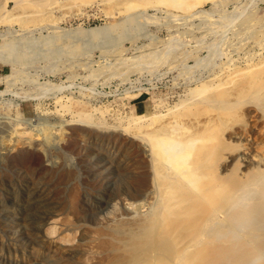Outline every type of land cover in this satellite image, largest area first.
<instances>
[{"label": "rangeland", "instance_id": "obj_1", "mask_svg": "<svg viewBox=\"0 0 264 264\" xmlns=\"http://www.w3.org/2000/svg\"><path fill=\"white\" fill-rule=\"evenodd\" d=\"M125 1L0 0V264H107L117 252L100 231L139 235L121 222L152 201L137 123L264 59V0H200L185 14ZM234 113L220 169L246 176L264 167L262 98ZM242 233L263 237L264 224Z\"/></svg>", "mask_w": 264, "mask_h": 264}, {"label": "bare ground", "instance_id": "obj_2", "mask_svg": "<svg viewBox=\"0 0 264 264\" xmlns=\"http://www.w3.org/2000/svg\"><path fill=\"white\" fill-rule=\"evenodd\" d=\"M157 2L183 13L202 4L200 0ZM124 3L130 9L139 1ZM253 20L254 13L248 12L241 25ZM0 35L4 38L1 30ZM209 86L197 85L189 92L199 99L172 105L166 114L153 116L150 125L137 123L148 139L152 201L141 220L121 222L141 235L115 238L113 231H122L121 224L100 231L117 252L107 264H264V236L254 239L242 233L243 228L264 224V167L246 176L235 169L221 174L220 169L235 104L244 96L261 97L264 104V59L233 69ZM77 110L84 119L92 116L85 105ZM259 149L264 151V145Z\"/></svg>", "mask_w": 264, "mask_h": 264}]
</instances>
